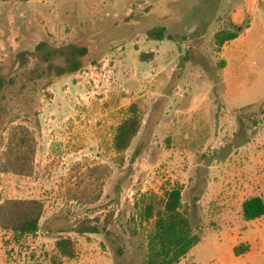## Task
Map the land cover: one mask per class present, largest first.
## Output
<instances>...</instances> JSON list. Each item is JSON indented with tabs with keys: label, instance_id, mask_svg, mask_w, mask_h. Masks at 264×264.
<instances>
[{
	"label": "rangeland",
	"instance_id": "obj_1",
	"mask_svg": "<svg viewBox=\"0 0 264 264\" xmlns=\"http://www.w3.org/2000/svg\"><path fill=\"white\" fill-rule=\"evenodd\" d=\"M246 6L0 1V69L9 81L0 94L2 152L14 136H26L33 151L29 175L0 173V194L45 206L35 236L16 242L0 227V264H142L146 239L133 234L136 206L142 195L175 186L203 238L180 264H264V221L246 222L241 209L264 196V0L251 15L239 11ZM159 28L164 39H150ZM221 31L239 38L220 49ZM42 42L87 48L83 69L58 77L37 59L16 60ZM135 104L143 125L122 163L113 140ZM107 170L94 184L92 171ZM83 221L101 232L80 236ZM66 238L75 242L74 260L56 250ZM246 245L249 253L236 256L234 248Z\"/></svg>",
	"mask_w": 264,
	"mask_h": 264
},
{
	"label": "trees",
	"instance_id": "obj_2",
	"mask_svg": "<svg viewBox=\"0 0 264 264\" xmlns=\"http://www.w3.org/2000/svg\"><path fill=\"white\" fill-rule=\"evenodd\" d=\"M8 2L11 0H0ZM165 28L154 29L148 36L152 40L162 41ZM239 38V33L221 31L215 35L216 43L220 49L228 42ZM89 51L85 47L69 45L54 48L46 42L40 43L34 52L18 54L16 60L24 65L29 57L47 64L50 74L58 77L72 75L80 72ZM31 58V59H32ZM59 63H56V61ZM9 85L7 77L0 69V94ZM143 125V114L138 105L129 108L128 117L118 126L113 140V148L120 161L124 162V155L131 148L138 137ZM15 144L3 154L0 138V173H14L24 176L32 172L30 164L33 161L30 140L26 136L18 137ZM107 173V174H106ZM93 172V183L98 184L103 177L110 176L109 170L105 173ZM99 187V186H98ZM101 187V186H100ZM72 192H75L74 190ZM71 192V193H72ZM95 200L101 197V192ZM138 211L134 219L137 227L133 234L143 231L146 239V258L142 264H179L187 255L202 242V234L195 232L192 227L189 210L184 207L183 189L175 186L166 190L162 195L144 194L136 206ZM45 206L40 200L3 199L0 194V227L12 233L16 242L21 239L35 236L39 233L41 220L44 216ZM264 217V198L254 196L243 203V219L246 222L257 221ZM138 229V230H137ZM107 230V226L104 228ZM75 232L80 236L99 234L98 225L91 221H83ZM56 250L60 257L74 260L77 257L75 242L70 239H61L56 243ZM250 247L235 248V255L247 253Z\"/></svg>",
	"mask_w": 264,
	"mask_h": 264
},
{
	"label": "crops",
	"instance_id": "obj_3",
	"mask_svg": "<svg viewBox=\"0 0 264 264\" xmlns=\"http://www.w3.org/2000/svg\"><path fill=\"white\" fill-rule=\"evenodd\" d=\"M247 1V6L245 7V8H242L241 10H239L240 12L241 11H243L244 13H246V14H249V15H251L252 14V11H253V8L256 6V5H258L259 3H260V0H246ZM247 31H249V28H247ZM240 188L239 189H237V188H235V192H240ZM254 196H259V194H255V195H253L252 197H254ZM260 196H262L263 198H264V196L262 195V194H260ZM251 198V197H250ZM247 200V199H246ZM246 200H244V202L246 201ZM244 202H242V206H241V209H242V216H243V203ZM218 212H222L223 214H225L224 216H227V217H230V218H232L233 217V215H232V213H233V210L232 209H228V210H226V209H222V210H219ZM189 216H190V212H189ZM243 219V218H242ZM258 221H264V217L263 218H261V219H259V220H257V222ZM198 246V245H197ZM196 246V247H197ZM195 247V248H196ZM194 248V249H195ZM236 248V247H235ZM235 248H234V251H235ZM193 249V250H194ZM192 250V251H193ZM192 251L187 255V257H185L183 260H186V259H188L189 257L190 258H192V255H191V253H192ZM250 251V250H249ZM249 251L247 252V253H249ZM247 253H245V254H247ZM189 255H191V256H189ZM244 255V254H243ZM242 256V255H241ZM194 257V256H193ZM194 259H195V257H194ZM182 260V261H183ZM181 263V262H180ZM179 263V264H180Z\"/></svg>",
	"mask_w": 264,
	"mask_h": 264
}]
</instances>
